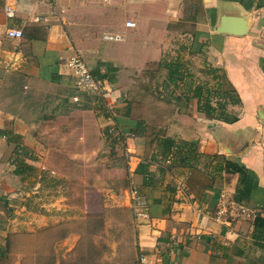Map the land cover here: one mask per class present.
Masks as SVG:
<instances>
[{
  "label": "crops",
  "instance_id": "crops-1",
  "mask_svg": "<svg viewBox=\"0 0 264 264\" xmlns=\"http://www.w3.org/2000/svg\"><path fill=\"white\" fill-rule=\"evenodd\" d=\"M187 5L198 10L186 17L194 33L183 34L191 41L183 54L222 68L240 102L227 105L230 117L236 116L232 121L182 105L162 116L160 133L195 140L200 154H220L244 166L246 181L241 185L237 173L218 171L216 160L209 158L189 169L146 152L136 154L137 147L149 145L145 134L128 137L127 149L135 156L128 181L102 188L92 210L99 216V230L113 233L114 240L100 250L94 244L103 235L95 234L86 242L91 250L85 264H137L141 259L145 264H264V222L255 220L258 214L264 219V0H253L249 9L243 0H0V128L18 134L29 150L50 145L58 151L73 150L72 142L85 149L86 135L93 138L95 130L116 123L86 102L66 58L80 54L110 87L107 96L115 97L137 71L164 57L169 24L186 20ZM223 15L244 18L246 31L236 33V25L229 28L235 32L217 31ZM11 27L20 28L22 37H7ZM105 32L122 38L106 40ZM121 117L123 131L135 128L124 125L136 123L134 116ZM2 136L0 145L11 154L14 143ZM34 161L25 159L33 166ZM221 194L252 209L254 218L230 214L218 221ZM6 198L0 194V201ZM7 201L0 202V216L9 210ZM7 229L0 223V236ZM73 238L69 235L61 245L69 250Z\"/></svg>",
  "mask_w": 264,
  "mask_h": 264
},
{
  "label": "rangeland",
  "instance_id": "rangeland-1",
  "mask_svg": "<svg viewBox=\"0 0 264 264\" xmlns=\"http://www.w3.org/2000/svg\"><path fill=\"white\" fill-rule=\"evenodd\" d=\"M194 12L196 8L187 5L182 16H185V19ZM175 25H169L172 30L164 57L137 71L139 75L135 77L136 80H130L123 92H119L115 97L107 96V93L101 96L106 104L98 98L100 95L86 94V102L97 106V115L104 116V111L109 112L111 108L113 122L116 123L106 124L100 127V130H95L92 139L86 135L84 138L88 145L86 144L85 149L79 150L83 146H74L72 142L73 150H50V145H46L44 149L34 148L27 154L18 153L20 155L17 156L24 160H32L28 157V154H31L36 164L35 170H27L25 180H21L18 175L15 177L12 173L16 163L13 160L14 153L9 154L10 149L4 144L0 145V194L8 197L6 199L9 207L5 215L0 216V223L8 227V242L0 264H85L86 251L91 250L86 242L94 239L95 234L103 235L99 237L101 243L94 244L100 250L104 246L108 247L107 243L109 245L113 242L114 234L99 230V216L92 210L96 208L98 192L104 187L122 185L127 168L134 163L135 156L127 149L126 142L128 137H133V129L123 131L119 123L120 117L125 116L124 121L133 116L137 119L133 125L126 122L124 125L127 127L138 128L139 120L145 122L143 132L149 145L146 149L140 145L135 153L152 154L155 150L154 138L162 131V116L186 105V101H176V98H181L189 88L192 90L198 84L203 86L206 96L208 90H215L213 86L216 79L213 76L222 74L221 71L211 72L210 65L202 60L201 56L186 57L183 54L189 49L188 46H191L190 38L183 36L188 33V27L182 23ZM141 32L146 34L145 30ZM164 59L171 62L172 70L179 71L174 74V77L179 78L175 83H168L166 69L159 65ZM216 99L217 97H211L212 104L215 105ZM186 106L197 110L196 98H191ZM101 107L104 109L102 113ZM141 117L143 119H140ZM107 127L120 130L125 139L122 140V135H116L115 132L108 134L105 132ZM207 160L200 158V162ZM112 194L113 191H106L107 196ZM111 220L112 218L108 217V221ZM69 235H74L72 240L76 243L68 250V246L61 245V241ZM4 237L0 236V240L4 241Z\"/></svg>",
  "mask_w": 264,
  "mask_h": 264
},
{
  "label": "trees",
  "instance_id": "trees-1",
  "mask_svg": "<svg viewBox=\"0 0 264 264\" xmlns=\"http://www.w3.org/2000/svg\"><path fill=\"white\" fill-rule=\"evenodd\" d=\"M253 3V0H243V5L246 9H249ZM198 9H196L197 11ZM188 19L182 21V22H174L170 23L169 25L175 27V24L182 23V24H187L186 28L188 33H194L193 32V26L194 23L187 21ZM159 65L162 68L166 69V74H167V81L169 82H174L177 81L179 78L174 77V74L179 71L177 70H172V64L170 61L167 60H162ZM209 70L213 73H217L218 71H221V73L215 74L213 77L216 79V84L214 91L208 90L206 96L203 91V86L202 85H196L192 90L189 88L188 91L180 97L176 98V101L180 99V101H186L185 104L189 103L191 98H196V108L198 111L202 112L204 115L210 118H215L219 119L222 121H232L236 119V116H231L230 113H228L227 110V105L228 104H237L240 102V99L238 97V94L235 90V88L232 86V84L228 81L226 78V75L223 71L222 68L219 67H213L209 66ZM94 75L97 76L96 72L91 70ZM226 80V81H225ZM225 81V83L223 82ZM167 83V85H169ZM227 84V85H226ZM176 85V84H175ZM77 89V88H76ZM190 90L192 92H190ZM80 92V91H79ZM214 92V93H213ZM83 93V92H81ZM210 94V95H209ZM212 94V95H211ZM89 95V94H87ZM217 97L215 105L212 104L211 97ZM101 101H103V98L101 96L98 97ZM104 102V101H103ZM106 104V102H104ZM104 104V105H105ZM185 105V106H186ZM106 107V106H105ZM101 113L104 111V109L101 107ZM104 116L112 118L114 117L113 113H111V108L109 109V112L104 111ZM117 125V124H115ZM145 122L143 120L138 121V128H133L134 135L135 134H140L144 133V128H145ZM108 130H111L110 132ZM105 132H108V134H113L114 132L116 135H122L120 136L121 139H125V135L121 133L120 130L114 129L113 127H107L105 128ZM0 134L6 137V140L8 142L14 143V146L12 148V152L14 153V163L16 161L15 168L13 170V173L16 175L20 176L21 180H25L26 178V171L27 170H35V167L31 164H28L25 162L24 159L19 158L18 156L20 154L18 153H24L27 154L29 151V148L24 145L21 141V137L18 134H14L10 130L6 129H1L0 128ZM154 153L151 154L153 159L158 158L159 160L167 161L171 165L175 166H180V167H187L189 169L195 168V163L198 159L201 157L204 158H209L212 160H216V165H217V170L222 171L224 170L227 173H237L239 175V183L241 185H244L247 175H246V169L244 166L226 159L223 155L220 154H214V155H202L199 152H197V142L195 140H184V139H175L171 136L167 135H162V133H159L155 136L154 138ZM18 155V156H17ZM27 156V155H26ZM29 158H33L31 154H28ZM18 160V162H17ZM137 168V167H136ZM128 174H129V169L127 168L126 170V178L123 183V185H126L128 181ZM239 193H242V189L238 187ZM238 200H241L239 198ZM255 220L257 223L259 222H264V219L261 218L258 215H256ZM6 239V236L4 237ZM3 242L0 241V258L4 254L6 245H7V239Z\"/></svg>",
  "mask_w": 264,
  "mask_h": 264
},
{
  "label": "built area",
  "instance_id": "built-area-1",
  "mask_svg": "<svg viewBox=\"0 0 264 264\" xmlns=\"http://www.w3.org/2000/svg\"><path fill=\"white\" fill-rule=\"evenodd\" d=\"M8 13H11V8H6ZM126 26L133 27L135 24L132 21H126ZM7 37L21 38L23 32L20 28H7L5 31ZM102 37L106 40H120L122 36L115 32H105ZM71 76L74 78L75 87L78 91L89 95L105 96L110 92V87L98 76L94 75L88 67L82 56L78 53L72 54L66 58L65 61ZM243 216L247 218H254L255 212L247 208L243 203H238L225 198L221 194V202L216 210V219L220 222H225L228 215ZM137 264H145L141 259Z\"/></svg>",
  "mask_w": 264,
  "mask_h": 264
},
{
  "label": "water",
  "instance_id": "water-1",
  "mask_svg": "<svg viewBox=\"0 0 264 264\" xmlns=\"http://www.w3.org/2000/svg\"><path fill=\"white\" fill-rule=\"evenodd\" d=\"M231 25H236L237 30L236 33H243L246 31V22L245 19L240 16H230V15H223L220 19V24L218 26L217 31L220 32H235L234 30H229Z\"/></svg>",
  "mask_w": 264,
  "mask_h": 264
}]
</instances>
